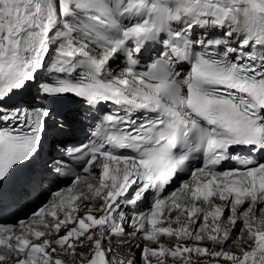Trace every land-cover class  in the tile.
<instances>
[{
	"label": "snow or ice",
	"instance_id": "1",
	"mask_svg": "<svg viewBox=\"0 0 264 264\" xmlns=\"http://www.w3.org/2000/svg\"><path fill=\"white\" fill-rule=\"evenodd\" d=\"M0 264H264V0H0Z\"/></svg>",
	"mask_w": 264,
	"mask_h": 264
},
{
	"label": "bare ground",
	"instance_id": "2",
	"mask_svg": "<svg viewBox=\"0 0 264 264\" xmlns=\"http://www.w3.org/2000/svg\"><path fill=\"white\" fill-rule=\"evenodd\" d=\"M25 98H29V99H30V98H31V97H30V94L26 95ZM70 118H71V117H70ZM66 259H70V258H66Z\"/></svg>",
	"mask_w": 264,
	"mask_h": 264
}]
</instances>
